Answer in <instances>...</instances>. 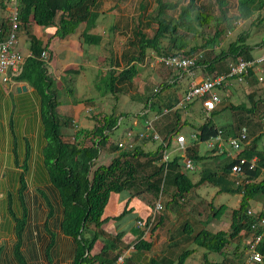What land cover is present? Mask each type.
Masks as SVG:
<instances>
[{"label": "trees", "instance_id": "1", "mask_svg": "<svg viewBox=\"0 0 264 264\" xmlns=\"http://www.w3.org/2000/svg\"><path fill=\"white\" fill-rule=\"evenodd\" d=\"M154 1L156 6L154 14L150 18L156 24L153 35L147 37L139 29V25L133 30L134 40L130 41L132 50L122 54L124 65L119 71H107L96 82L95 89L100 94L116 92L119 90L118 87L131 82L137 74L138 65L142 64L151 53L156 54L157 57L176 56L179 55L180 50H183L181 56L192 57L197 47L192 46L186 50V45L177 32L178 28H189L192 22L207 25L211 21H215L217 29L210 43L217 45L219 37L233 29L234 22L240 18H247L249 8L253 3L258 2L259 8L264 6V0H238L236 6L238 15L228 16L227 12L230 6L228 1L214 0L218 16L212 18L208 13L197 12L199 8L196 6V2L198 0H189L186 5L179 7L176 18H171L167 17L166 12L177 9L178 5L167 0ZM99 4V0H17V19L19 23L17 33L22 30L29 36L28 50L30 56L25 58L21 72L14 80L28 84L29 87L33 88L39 99V119L42 124L44 138L41 149V162L46 175L44 180L55 189L59 198L61 205L60 231L64 236L74 241L73 264H113L115 262L121 251L114 241L120 239L121 235L119 234L112 239H106L98 254L91 255L90 252L99 238L100 227L108 220H120L129 212L125 208L115 217L110 219L103 217L104 209L111 194L131 190L137 183L144 184L146 186L144 190L154 194L162 193L164 187L174 188L173 199L170 202L174 201L175 197L182 199L192 189L204 183L216 188L217 194L240 195L238 208L231 211L230 231L211 232L206 228H201L194 233L187 222L182 225V234L190 239L197 248L205 250L202 264H212L207 260L206 254L221 253L229 241L237 238L241 232L251 233L254 237L264 233V228L258 224L259 219L264 216V212L257 215L247 214L250 202L264 197V147L260 145L262 135L259 132L252 139L250 147L236 153L233 159L226 157V153L217 154L215 149L206 150L204 154H201L199 149L201 145L217 135V130H221L223 137L228 138L236 135L241 126H246L250 137L251 130L248 126L250 124L248 116L253 114L258 104L264 101L253 100V97L248 95L250 107L244 103L223 107L221 110H228L232 114L233 120L220 127L216 125L215 118L221 110H215L216 108L208 113V116L199 126L189 125L194 129L197 136L195 145L188 149V156L193 164L205 163L206 161L211 164L213 161L217 163L216 167H202L197 182H193L189 175L181 172L179 158L175 155L167 165V172H165V175L163 174L165 165L159 163L161 145H156L153 151L144 152L140 147L121 150L117 145L110 144V135L118 130L120 125L118 121L123 118L122 115L114 116L110 114L98 117L92 129H79L72 136V141H66L64 137H68V135L63 132V128L70 126L72 118L61 116L56 112V108L61 103L57 98L56 79L50 72L48 63L40 60V54L42 51L47 50L48 44H43L31 35L28 29L30 23L45 28L54 26L53 36L63 39L72 35L80 26H83L80 34L82 44L96 47L101 42V36L91 34L90 31L95 28L100 15ZM1 10H3V7H1ZM56 15H58L57 24L54 23ZM10 27L8 17L6 19L0 18V41L5 39ZM246 38V34L240 35L229 43L226 49L220 50L208 61L196 59L194 68H202L207 77H211L221 75L219 73L220 66L226 60L231 62H237L240 59L251 60L253 58L251 54L252 47L246 43ZM164 41L167 43L165 46L162 44ZM73 72L77 71L68 69L65 74L71 75ZM227 72L228 67L226 74ZM248 77H255L251 70L248 71L247 76L243 77V80ZM177 80L178 73L168 83L160 84L152 95L146 97L143 111L134 115V118L143 123L150 112L156 110L158 115H162L164 110L170 112L174 109L181 99L175 94L176 88L174 93L168 94L171 96H167V101L163 104L165 109L156 102V99L161 101L160 94H167L164 91L172 85L175 86ZM169 114L176 117L175 125L181 120L177 110ZM127 126L128 129L133 128L132 120ZM173 128L175 127H172V130L162 135V137L166 138L173 133L178 134V130ZM168 129L170 130V128ZM259 129L261 131L260 124L258 131ZM169 144L171 145V143ZM107 145L112 152L116 153V156L107 165L95 166L101 148ZM18 146L16 142L13 144L15 168L20 167L21 171L27 174L30 146L28 143L25 144L21 164L18 163V157L20 156V153L16 151ZM141 158H143V161H139ZM240 159L244 160V164L240 165L241 173L237 176L240 183L235 184L234 177L231 176L230 172L231 167L237 164ZM251 165L252 167H250ZM145 168H151V172L141 175L140 172ZM38 174L43 178L40 170H38ZM16 179L20 182L18 192L21 195L26 189V183L23 180V175H17ZM44 198L50 209V203L46 196ZM23 204L22 196H20L22 210L20 217L25 219L26 210ZM51 209L50 211H52ZM225 209L226 207L221 205L213 210V215L219 217ZM11 216L17 225L18 219L13 214ZM147 223L148 219L145 220V226ZM161 223L162 217H159L152 231L156 230ZM91 225L93 228L90 227ZM9 227V221L2 224L3 229L7 230ZM22 228V224L18 225L17 229L15 226L17 242L14 245L13 252L18 264H26L19 251ZM133 231L137 233V240L133 248L137 251H149L151 243L141 239L144 229H133ZM51 236H53V233H51ZM256 248L262 255L261 262L256 264H264V235L261 236ZM109 252L115 253L114 256L108 257ZM194 252V249L186 248L177 255L175 261L163 254L162 257L151 259L150 264H185L186 259Z\"/></svg>", "mask_w": 264, "mask_h": 264}, {"label": "rangeland", "instance_id": "2", "mask_svg": "<svg viewBox=\"0 0 264 264\" xmlns=\"http://www.w3.org/2000/svg\"><path fill=\"white\" fill-rule=\"evenodd\" d=\"M167 1L178 5L177 9L166 12L167 17L176 18L179 7L186 5L189 0ZM226 1L230 4L227 12L228 16L238 15V10L236 8L238 0ZM99 3L100 15L98 17L95 32L102 36V42L96 47L81 45L83 58L80 59L83 61L84 65L74 66H78V71L71 74V83L62 81L63 83L59 84L56 90L57 98L61 103L67 102L68 100H77V102L79 101L80 104L83 105L84 112L81 113L82 115H79V117L75 119V122L72 121L68 128H63L66 134L69 133V136L65 138L66 141H72V136L79 129H90L91 122L89 120L93 121L92 125L94 126L98 117L110 114L114 116L122 115L123 118L120 120L118 130L112 132L109 138V143L116 145L122 139L123 133L128 129L127 124L134 118V115L143 111L146 97L152 95L153 91L157 90L160 84L171 81L177 72L157 64L154 61V57H157V55L151 53L145 58L142 64L138 65L137 74L131 82H127L118 87L119 90L116 92H105L100 94L94 88L95 81L100 75H105L107 71H119L124 65L122 54L132 50L130 41L134 40L133 30L139 25V29H141L147 37L153 35L156 24L150 20V18L154 14L156 3L154 0H99ZM196 6L199 8L197 12L201 11L204 14L208 13L212 18L218 16V10L216 9L214 0H198ZM54 21H58V15H56ZM216 29L217 25L215 21H211L207 25H199L196 22H192L189 28L180 27L177 29V32L185 43L186 50L192 46L197 47V50L193 53L196 59H204L205 61L210 60L220 50L226 49L229 43L233 42L242 34L247 35L246 43L252 47L251 54L253 58L264 55V6L259 8L258 2L250 6L246 19L240 18L234 22L233 29L223 33L219 37L218 44L213 45L210 43V40L213 38ZM78 31H80V29H78ZM79 33L80 32H76L75 37H78ZM162 44L164 46L167 45L166 41L162 42ZM180 51L179 55H183V50ZM58 59L59 55L54 60L58 62L60 61ZM49 60L50 57L48 62ZM82 61H79V63ZM230 62V60H226L221 64L219 71L221 75L226 74ZM194 71L196 75L207 77L202 68H196ZM259 76L263 79L262 82H258L256 76L248 77L240 83H236L234 80L229 79L226 87H222L216 91L219 95L220 103L215 110H221L223 107H228L230 105L236 106L240 103H244L250 107L248 95H251L253 100L264 101V65L262 66ZM187 86L186 78L178 79L175 86L172 85L168 90L164 91V93L167 94H160L159 98H162V100L157 101L159 99H156V102L161 104L163 108V104L167 101V96H171L168 95L169 93H174L176 88V96L182 97ZM178 107L180 108L178 109ZM174 110L178 111V115L181 118L176 125L174 122L176 117L169 114ZM169 113L159 117L158 120L153 122L155 131L161 136L171 131L172 127H175L173 129L178 130V134L187 137L189 133L194 132V129L189 127V125L197 127L204 121L205 117L208 116L203 110L201 103L197 100L184 106L175 105V108ZM153 115H158L156 110L148 114V119ZM263 117L264 102L259 103L256 111L248 116V120L250 121L248 126L249 130H251L250 137L252 139L260 132V129L258 131V126ZM170 119L171 124L168 122ZM232 120V114L228 110H221L220 114L215 118V123L220 127ZM173 122L174 124H172ZM168 128H170V130ZM0 137L3 138V133L0 134ZM43 143L44 141L42 140L40 145H36L34 142L29 144L32 150L30 151L28 161V165L34 167L37 173L38 170L41 171L43 175L42 178L39 174L35 175L34 170L31 171L28 169L27 174L21 171L20 167L17 170L14 164L13 143H10L8 139H0V251L2 249L8 254L11 250L13 252L14 245L17 242L15 226L17 229V226L22 224L23 230L21 231V235L23 236V231L27 230L26 227H24L26 225V219L27 221L30 220L31 223L33 222L29 225L31 230L36 231L40 235V237L38 235L37 239L34 240V243L37 244L36 248L40 257V252L45 248L48 241L46 239V232L49 230H52V233L55 234L58 232V227L54 225L55 221L53 224L50 222V216L52 214L54 215V219L60 218L61 205L55 189L44 180L46 175L41 162V149ZM18 145L19 144H17V146ZM260 145L264 147L263 136ZM19 146L21 150L23 148L25 149V143L23 144L21 142ZM19 146L16 151L20 153L18 163L21 164L23 155L20 152ZM134 147H140L144 152H148L156 148V143L150 142L149 140H140L135 142ZM205 151V147L201 145L199 152L204 154ZM115 156L116 153L112 152L111 148L107 145L101 148L95 166L107 165ZM139 161H143V158ZM194 165L195 170L186 174L189 175L193 182H197L202 167H216L217 163L213 161L211 164L209 161H206L205 163L198 162ZM150 172L151 168H145L140 174H149ZM17 175H23V180L26 183V189L21 195H19L18 192L20 182L16 179ZM145 187L144 184L137 183L131 190L111 194L104 209L103 217L120 214L125 208L128 209L131 207L132 205H125V202L120 205L116 204L128 193L132 197L140 198L143 203L148 205L150 210L153 209L154 203L159 199L160 194L162 209L155 215L150 228L144 230L146 237H153L155 230L152 231V228L158 222L159 217H162V223L158 227L157 240L154 242L155 249H157L156 253L157 255L165 254L166 257L175 261L177 255L182 250L186 248L194 249L195 252L186 259L185 264H202L205 250L197 248L190 239H187L185 235L182 234V225L187 222V224L192 227V232L194 233L201 228H206L211 232H228L230 231L231 211L238 208L241 198L239 194H217L216 188L212 187L210 184L204 183L192 189L189 194L183 196L182 199L175 197L174 201L170 202V200L173 199L174 188L164 187L162 193L159 192V194H154L145 191ZM20 196H22L23 205L26 210L25 219L20 217L22 214ZM44 196H46L50 203V209L52 207V211H50ZM221 205L226 207L225 211L219 217L214 216L213 210ZM248 209L255 215L264 212V197L251 201ZM12 214L18 219L17 225L12 219ZM132 215L133 214L129 215V217ZM4 220L10 222V227L7 230L2 228V224L5 223ZM140 222L145 225V220L142 221L141 219ZM120 224L121 223L118 224L113 222L104 224L100 227L98 240L103 244L106 238H114V236L110 234L114 229L120 228ZM90 227L93 228L92 225ZM143 227H141V229H145V226ZM57 237L58 246L61 249L62 255H64L71 246V243L68 239L60 236ZM253 238L254 236L251 233L241 232L237 238L229 241L221 253H207V260L212 264H246L247 245ZM114 241L118 245L119 240ZM24 242H26V240ZM125 248L127 249L128 246ZM120 252L119 254H121ZM146 252L147 251H143V253ZM114 254L113 252H109L108 257H112ZM124 264H132V261L127 263L124 261Z\"/></svg>", "mask_w": 264, "mask_h": 264}, {"label": "crops", "instance_id": "3", "mask_svg": "<svg viewBox=\"0 0 264 264\" xmlns=\"http://www.w3.org/2000/svg\"><path fill=\"white\" fill-rule=\"evenodd\" d=\"M0 2H1L0 18L6 19L8 17V8H9L7 0H0ZM1 7H3V10H1ZM54 23L57 24V21H54ZM54 29H55L54 26L45 28V27H38L33 23H30L28 31L31 35L35 36L43 44H48L46 50L48 56L50 57L48 65L50 68V72L53 74L54 78L56 79V88H57L59 84L63 83L62 81H68V83L69 82L71 83L72 76L71 75L67 76L66 74H64L66 70L72 69L73 71H78V66L77 67L74 66L84 65L83 61L80 59L83 58V52L81 49V45L83 46V44H81L82 41L80 42L81 40L80 34L83 30V26H80L78 28L80 29V31L76 29V31L72 35H69L63 39H59L53 36ZM95 31H96V26L90 31V33L98 34ZM76 32H80L78 37H75ZM28 40H29V36L24 31L20 30L17 33L15 47L25 57H27L30 53L28 50ZM101 42H102V36H101ZM57 54L59 55L58 60H60L58 62L54 60L57 58L58 56ZM79 61L82 62L79 63ZM101 77L102 75H100L99 78L95 81L94 88H96L95 84ZM23 86H25V90L22 89ZM18 89L19 91H17ZM68 101L60 103V105L56 108V112L61 116L72 118V121L75 122L76 121L75 119L78 118L79 115L81 116L82 115L81 113L84 112L83 105L80 104L79 101L77 102V100L76 101L68 100ZM89 121L91 122L90 129H92L93 121L92 120ZM168 122H171V119ZM86 129L89 130V128ZM1 133H3V138L0 137V139H8L10 143L14 144L16 142L19 145L21 142L23 144L24 143L30 144L34 142L36 145H40L42 140L44 139L42 124L39 119V99L33 88L29 87L28 84L24 82H17L14 79H12L11 81L5 84L0 83V134ZM67 135L69 136V133H67ZM65 138L66 137H64V139ZM31 150L32 147L30 146V151ZM205 150L207 149L205 148ZM20 152L24 156L25 149L23 148L21 150L20 148ZM28 169L32 171L34 170V167L29 166ZM34 174L38 175L37 171L34 170ZM123 202H125V205L127 206L132 205L131 207L128 208L129 212L126 213L125 216H123L120 220L111 219L105 222L104 224H107L109 222L118 223V224L121 223L119 225L120 228L114 229V231L111 232L110 235L112 236H115L117 234L121 235L117 247L119 250L122 251L119 256H124L125 257L124 261H126V263L132 261V264H150L151 259L157 258V256L160 257L163 256V254L157 255L156 253L157 249H155V244H154V242L157 240L158 228L154 231L153 237L150 238L146 237V233L144 232L141 238L143 241L151 243V248L146 253H143V251H137L133 248V245L137 240V233L134 232L133 229H141V227H138L136 223L141 221V219L142 221L146 220V218L149 217L152 210H150L148 205L146 203H143L140 198L132 197L129 193L116 204L120 205ZM131 214L133 215L129 217V215ZM117 215H119V213L111 216H106L105 218L110 219L111 217H115ZM53 219H54V215L50 216V222L52 224L54 221H57L56 224L54 223V225L58 227V232L56 234L53 233V236H51L52 230L50 231L49 228L47 227L49 231L46 232V239L48 241L45 248L42 249V251L40 252L41 257L36 248L37 244L34 243V240L37 239L39 233L31 230V227L29 225H31L33 222L31 223L30 220L27 221L26 219V225L24 227H26L27 230L23 231L24 233L23 236L21 235V243L19 247V251L26 264H73L74 253H75L74 241L71 238L66 237L61 233L59 226L61 217L56 218L57 220L56 219L53 220ZM57 236L68 239L71 243V246L67 249V252L64 255H62L61 249L58 246ZM25 240L26 242H24ZM102 245L103 244L101 243V241L97 240L93 245L90 254L91 255L98 254L100 252ZM126 246H128L127 249L125 248ZM0 264H18L14 257V252H12L11 250L8 254L6 251L1 249Z\"/></svg>", "mask_w": 264, "mask_h": 264}, {"label": "built area", "instance_id": "4", "mask_svg": "<svg viewBox=\"0 0 264 264\" xmlns=\"http://www.w3.org/2000/svg\"><path fill=\"white\" fill-rule=\"evenodd\" d=\"M8 6V19L11 27L5 39L0 41V83L3 84L8 83L20 74L26 58L15 47L19 24L17 19V0H8ZM28 56H30V53ZM48 58L47 51H42L40 54V60L48 63ZM154 61L164 68L176 71L178 73V79H187V89L184 91L177 106H184L197 100L201 103L203 110L207 114L214 110L220 103V98L216 91L222 87H226L229 79L239 83L243 80V77L248 75V71L251 70L256 76L258 82L263 81L259 75L262 66L264 65V55L252 58L251 60L240 59L237 62H231L228 65L227 74L211 77L195 74V56H160L154 57ZM167 113H169V111L164 110L162 115H153L149 119H144L143 123H141L139 119L133 118V128L127 129L124 132L122 139L116 145L121 150H131L134 148L136 141L149 140L150 142H155L156 145H161L162 147L159 163L165 165L164 175L165 172H167V165L174 155L179 158L181 164L180 170L182 173L193 172L195 166L191 158L188 156V149L195 145V142L197 141L196 134L191 132L186 137L182 134L173 133L172 135L163 138L153 127V122ZM260 125V133L264 137V117L261 118ZM251 142L252 138L248 135V128L246 126H241L236 135L228 138H224L222 131L217 130V135L214 138L209 139L203 145L207 150L215 149L217 154L222 155L223 153H226V157L233 159L236 153L250 147ZM169 143H171V145ZM242 164H244V160L240 159L237 164L231 167L230 174L234 177L235 184L240 183V180H237V176L241 173L240 165ZM250 167H252V165ZM161 209L162 205L159 194V199L154 203V207L147 218V225H143L140 221L137 222L136 225L138 227L145 226L144 230H148L155 215ZM247 214L251 215L252 213L248 210ZM258 224L264 228V216L259 219ZM262 235H264V233ZM262 235L254 237L253 240L248 243L246 249V264H256L261 262L262 255L256 247ZM124 260V256H118L113 264H124Z\"/></svg>", "mask_w": 264, "mask_h": 264}, {"label": "water", "instance_id": "5", "mask_svg": "<svg viewBox=\"0 0 264 264\" xmlns=\"http://www.w3.org/2000/svg\"><path fill=\"white\" fill-rule=\"evenodd\" d=\"M22 89L25 90V86H23ZM17 91H19V89Z\"/></svg>", "mask_w": 264, "mask_h": 264}, {"label": "flooded vegetation", "instance_id": "6", "mask_svg": "<svg viewBox=\"0 0 264 264\" xmlns=\"http://www.w3.org/2000/svg\"><path fill=\"white\" fill-rule=\"evenodd\" d=\"M52 216V215H51ZM57 220V219H56ZM57 221H55L54 223L56 224Z\"/></svg>", "mask_w": 264, "mask_h": 264}]
</instances>
